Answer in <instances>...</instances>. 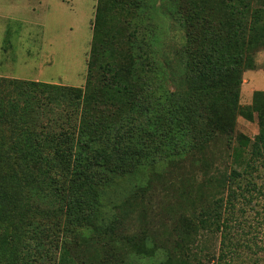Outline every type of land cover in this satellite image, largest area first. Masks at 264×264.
Returning <instances> with one entry per match:
<instances>
[{
	"label": "trees",
	"instance_id": "trees-1",
	"mask_svg": "<svg viewBox=\"0 0 264 264\" xmlns=\"http://www.w3.org/2000/svg\"><path fill=\"white\" fill-rule=\"evenodd\" d=\"M114 1L98 0L96 20ZM166 7L181 29L174 52L178 79L160 67L138 34L129 37L139 43L131 56L98 63V44L116 36L100 26L84 88L0 78V264H70L81 254L79 239L90 243L82 250L87 257L97 259L91 248L98 244L110 257L109 207L116 204L109 191L115 184L201 160L219 139L231 147L236 138L235 163L243 169L214 174L217 192L226 194L202 204L191 221L201 224L191 228L222 231L213 264H233L240 247L250 253L243 264H264V256L253 257L264 247L255 237L236 242L230 236L234 217L221 210L234 208L230 198L245 196L243 190L262 192L252 176L264 167V90H255L247 105L240 103V90L243 73L255 68L254 54L264 48V0H167ZM254 111L260 129L251 139L237 131L236 118L253 119ZM139 238L129 239L134 253L170 256L167 247Z\"/></svg>",
	"mask_w": 264,
	"mask_h": 264
},
{
	"label": "rangeland",
	"instance_id": "rangeland-1",
	"mask_svg": "<svg viewBox=\"0 0 264 264\" xmlns=\"http://www.w3.org/2000/svg\"><path fill=\"white\" fill-rule=\"evenodd\" d=\"M252 1L257 3L258 0ZM114 2L104 5L103 16L96 20L98 0H0V78L84 88L97 26L116 34L108 44H98L95 54H99L98 63L111 57L131 56L139 43L131 44L134 38L129 37L138 34L140 39L151 44L160 67L169 75L176 74L178 60L174 52L182 41L181 29L168 15L167 0ZM145 42L142 41L140 46L145 48ZM254 58L255 68L243 73L242 105L252 104L255 90H264V48L258 49ZM175 77L178 79L177 74ZM170 86L174 88L172 84ZM253 115V119L242 114L236 118L237 131L251 139L260 129L257 111ZM224 141L219 139L206 155H200L201 160L167 166L159 169L157 174L142 172L132 181L121 180L115 184L109 191V200L114 201L110 204H116V207H109V222L113 224L112 255L105 258L107 248L98 244L91 248L97 259L89 258V253L82 250L90 243L79 239L83 245L81 254L70 264H165V252L161 250L153 256L134 253L129 239L139 236L147 245L168 248L170 256L166 264L216 262L221 251L222 231L211 225L199 228L195 233L191 226L198 227L201 223L191 221L193 213L201 211V205L213 198V194H226L225 191L223 194L217 192L218 187L211 179L222 172L228 174L234 168L243 169L235 163L237 159L233 153L238 138L231 141V147ZM252 177L262 192L243 190L245 196L230 198L228 205H234V208L226 211L221 207V210L223 217H234L230 236L232 234L236 242L245 243L255 237L259 246L264 247V167L254 171ZM232 187L236 193L242 190L235 183ZM126 198L129 201L124 203ZM144 235L150 237L149 240L144 239ZM180 243H187L188 247L183 249L178 246ZM238 253L233 264H243L242 259L250 255L245 247H240ZM255 256H264V250L257 251Z\"/></svg>",
	"mask_w": 264,
	"mask_h": 264
}]
</instances>
